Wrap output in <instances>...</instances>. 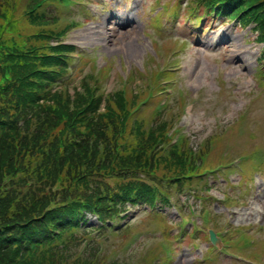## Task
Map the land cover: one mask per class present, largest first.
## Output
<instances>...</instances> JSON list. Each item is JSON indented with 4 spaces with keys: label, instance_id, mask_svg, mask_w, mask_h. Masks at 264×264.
<instances>
[{
    "label": "trees",
    "instance_id": "16d2710c",
    "mask_svg": "<svg viewBox=\"0 0 264 264\" xmlns=\"http://www.w3.org/2000/svg\"><path fill=\"white\" fill-rule=\"evenodd\" d=\"M190 5L245 12L264 38V0ZM16 9L0 0V30L9 28L0 46V264H104L97 238L78 254L91 233L80 229L84 213L95 211L104 221L127 201L150 206L156 196L165 198L169 188L195 174L191 150L185 142L161 148L169 141L162 113L146 126L135 115L142 97L131 91V97L99 93L92 75L72 94L73 79L66 77L73 48L51 45L61 33L51 32L40 14L28 18L42 28L19 35Z\"/></svg>",
    "mask_w": 264,
    "mask_h": 264
},
{
    "label": "rangeland",
    "instance_id": "374dc122",
    "mask_svg": "<svg viewBox=\"0 0 264 264\" xmlns=\"http://www.w3.org/2000/svg\"><path fill=\"white\" fill-rule=\"evenodd\" d=\"M98 1L102 4H88V9L95 18L85 26L70 32L67 41L78 45L86 54L96 56L97 63H101V66L109 62L113 67V75L118 72L126 75L133 68L149 69L153 64L151 56H157L154 44L161 45L172 38L188 40L190 45L180 55L173 95H186L188 103L193 102L194 108L190 114H185L177 125L182 127L184 133L191 134L197 143L216 130L219 124L226 126L246 115L240 129V134H246L237 136V147H243V143L247 141L244 137L251 131L264 137V89L258 85L255 77L260 46L247 41L249 35L246 36V29L239 28L234 31L233 24L223 25L225 22L219 21L215 24H205L203 27L184 18L176 21L171 11L152 23L150 18L162 10L158 0ZM152 8L154 10L150 13ZM77 19L82 20L83 15L78 14ZM162 62L163 60L159 59L154 65L158 66ZM113 79L111 78L109 83L111 88L114 87ZM141 81L138 76L134 85ZM172 102L173 99L169 97V103ZM256 140L261 139L257 137ZM249 158L250 156H247V161ZM239 177L237 172H231L229 176L234 184ZM220 183L221 190L214 188L209 192L217 198L210 203L213 213L224 214L222 222L227 220L236 226L250 225L247 232L251 235L241 241L240 251L236 256L241 258L244 264H264V231H260V226L264 225V180H257L252 185V195L247 196L245 206L231 209H227L222 203L223 191H231L232 195L237 196L245 190V186L238 190L229 185L223 187ZM255 192L259 194L262 202L258 203L257 211L253 209ZM181 198L186 200L188 205H193L196 211L200 210L199 200L193 197L187 199L186 196ZM177 208L179 209L178 205L169 209V216L174 221L166 220L164 223L162 242H159L162 253H171L172 250L165 242L166 239L173 242L187 238L194 240L199 231V225L194 220H180ZM188 210V207L185 208L184 214ZM143 216L144 214H141L140 218L143 219ZM141 224L144 225L139 227L140 232L136 234L141 233L150 238L149 242H153L155 239H152L151 235H154L155 225L148 219L146 222L145 219L141 220L139 225ZM225 226L228 227V224ZM197 244L200 250H195L189 243L174 247L173 264H194V259L205 256L208 244L200 240H197ZM112 255L116 256L115 253ZM208 264L238 263L220 256Z\"/></svg>",
    "mask_w": 264,
    "mask_h": 264
}]
</instances>
